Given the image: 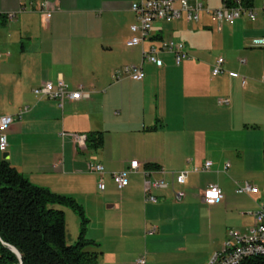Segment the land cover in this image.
<instances>
[{
  "label": "crops",
  "instance_id": "1",
  "mask_svg": "<svg viewBox=\"0 0 264 264\" xmlns=\"http://www.w3.org/2000/svg\"><path fill=\"white\" fill-rule=\"evenodd\" d=\"M136 1L0 0V116H15L27 108L7 130V148L4 153L0 152V161L7 154L9 164L30 183L72 197L83 206L89 218L86 237L100 244L99 248L91 249L101 252L96 264H132L131 256L144 258L146 264H200L196 255L200 235L196 222L191 223L193 218L188 214V206L194 204L208 214L233 213L231 193L223 180L197 186L187 182L190 175L209 173L213 167H222L223 174L230 168V164L223 161V152L227 149L214 152L212 147L214 134L219 131L215 127L217 116L211 112L218 94L217 85H205L203 68L210 66L211 62L202 63L198 56L200 52H192L186 43L183 44L190 58L180 66H174L171 55L164 54L161 55L164 63L161 68L143 64V81L127 78L114 81V72L121 69L118 67L121 55L103 54L112 52L118 42L125 46L131 37L130 26L136 23V19L130 7ZM195 1L188 0L190 5ZM45 2L50 13L48 21L41 10ZM5 13H15L16 17L7 21L2 17ZM203 16L207 21L202 27L212 31V23L216 22L206 14ZM181 23L191 24L184 19L156 24L152 36L144 41L143 49L157 46L161 40H173L166 39L165 35L176 33L177 25ZM224 24L217 29L222 30ZM61 42L67 45L87 42L94 55H57ZM134 48L139 49V55H128L129 63L125 65L141 64L142 48ZM224 65L225 61L223 73L226 72ZM76 70L82 75L78 80L74 78ZM227 73L238 79L242 87L246 85L245 77ZM59 79L69 90L81 87L90 94V99L93 94L117 88L120 101L125 95L127 82H134L136 89L147 99L144 98L138 110L134 109L130 118L112 116L114 121L109 126L112 121L104 119L99 112H78V105L88 100L65 102L60 108L57 101L33 93L34 88L46 82L56 85ZM219 101V105L229 103L228 100L226 104ZM103 110L101 106L100 112ZM179 124L181 132L173 131V125ZM154 127V130H148ZM89 132H102L103 145L98 150L88 149L86 143L84 148L77 145L76 137ZM225 132L229 134L231 129L227 126ZM131 161H137L139 169L126 175L128 186L115 200L114 193L118 190L111 174L126 170ZM207 161L211 162V168L203 172L201 169ZM93 164H100L105 169L103 191L97 187L99 177L89 170ZM226 164L229 168L225 170ZM147 165L153 168L147 169ZM183 171L188 175L185 184L179 186L175 176ZM144 174L153 181L163 180L166 185L163 189L152 190L156 203L144 199ZM244 183H236L234 191L237 185ZM208 185L218 186L224 196L213 206L202 200ZM252 185L259 189L258 194L264 192ZM177 191L193 192L194 197L185 196V199L176 201L174 194ZM244 213L241 214L250 216ZM250 217L253 223L254 219ZM180 220L183 226H192L191 229L169 234V224ZM78 230L79 223L75 237ZM209 236L211 238L210 233ZM213 240L217 247L214 255L222 250L228 239L216 235ZM134 264L137 263L134 261ZM202 264H207L204 258Z\"/></svg>",
  "mask_w": 264,
  "mask_h": 264
},
{
  "label": "rangeland",
  "instance_id": "2",
  "mask_svg": "<svg viewBox=\"0 0 264 264\" xmlns=\"http://www.w3.org/2000/svg\"><path fill=\"white\" fill-rule=\"evenodd\" d=\"M200 1L211 9L221 7V0ZM263 2L264 0H254L253 8H260ZM199 20L200 22L198 23H181L177 25L178 31L172 33V35H165V38H173L174 41L178 40L177 42L186 43V46L192 52L195 53L196 50L200 52L198 56L199 59L203 60L201 61L202 63L211 62L210 66L203 68L202 78L205 85H217L218 90L211 112L217 116L215 118L217 121L215 127L219 131L214 134V145L212 147L214 152L227 149L225 150L227 152H223L225 158L223 161L229 163L230 168L226 174H223L222 167H213L209 173L190 175L187 181L197 186L223 180L228 185L231 193L230 204L231 208H233V213L231 214L225 215L217 212L208 214L198 209L194 204L188 206L187 210L189 213L186 211L193 218L191 223L196 222L197 232L200 235L196 255L200 258V264H202V258L208 264L214 250L217 249L215 240H213L214 236L217 235L228 239L227 230V233L230 231L241 232L253 225L254 221L252 223V218L241 213L256 209L257 202H264L263 191H261L262 194L250 197L238 196L234 193L235 184L244 182L255 184L261 190H264V161L262 160L264 150V49L249 46L252 39L264 36V16L258 14L255 21L240 19L232 25L226 23L222 26V30L217 29L221 27L217 23L211 22L213 25L212 31L205 30L202 27L207 21L203 14ZM57 55L94 54L91 45L87 42L83 44L74 42L68 43V45L61 42ZM103 55H121V64L118 67H123L129 63L128 55H139V49L127 48L118 42L114 45L112 52H106ZM219 58L225 61L224 68L226 72L213 77L211 75L212 65ZM241 62L245 64H241ZM227 72H233L238 74L239 77H245L246 85L242 87L238 79L231 78ZM80 77L82 75L77 71L74 74V78L78 80ZM136 87V83L127 82L125 95L121 98V101L117 88L106 93L98 92L99 94H93L90 100L83 101L78 105V112L81 114L99 112L104 116V119L112 121L109 125L112 126L114 121L112 116L119 115L120 119L130 118L132 113H134V109L138 110L144 98L147 99V97L142 95V91H138ZM111 91H113L112 94ZM117 94L118 97H116ZM109 95L110 97H108ZM219 100H228L229 103L228 105H219ZM101 106H103L104 110L100 112ZM227 126L231 129L229 134L225 132ZM173 131L181 132V124L176 125V127L173 125ZM86 178L90 180L89 176ZM119 192L115 191V200L118 199ZM184 193L186 198L194 197L193 192L185 191ZM54 208L66 213V243H74L79 223L77 215L61 206H54ZM85 216L89 219L86 213ZM181 221L170 223L167 232L174 235V233L182 232V230L188 231L191 229L192 226H186V224L183 226L180 223ZM209 233L213 239L210 238ZM130 259L132 264L138 260L132 256Z\"/></svg>",
  "mask_w": 264,
  "mask_h": 264
},
{
  "label": "built area",
  "instance_id": "3",
  "mask_svg": "<svg viewBox=\"0 0 264 264\" xmlns=\"http://www.w3.org/2000/svg\"><path fill=\"white\" fill-rule=\"evenodd\" d=\"M131 11L135 15L136 23L130 26L131 37L125 42L127 48L141 47L142 60L140 65H125L120 70L115 71L114 81H119L121 78H127L135 82H141L145 78L143 72V64L154 65L161 68L164 63L161 55H171L173 65L178 67L181 63L190 58L189 53L185 50V46L181 42L173 40H161L159 45L150 46L148 49H143L145 40L152 36L153 29L158 23H172L181 19L190 23H197L200 15L206 14L219 25L223 23L233 24L240 19L254 21L258 14L264 16V2L258 9L253 7H244L238 4L234 8L225 7L221 3V7L209 9L200 1H195L190 5L188 0H138L131 4ZM21 10H23L21 8ZM44 13L45 20L48 21L50 13L47 12V3L42 5L41 9ZM7 21L15 19V13H5L2 16ZM250 47L264 49V37H257L250 41ZM224 60L219 58L212 67V76H219L224 72ZM244 63V62H242ZM123 76V77H122ZM264 80V79H263ZM244 83V82H243ZM33 93L41 98L55 100L60 108L65 102H78L81 100H89L90 94L82 90L81 87L75 90H69L67 86L59 79L56 85L51 82H46L33 89ZM228 101H219L221 104H226ZM27 110H20L15 116L2 115L0 116V152H5L7 148L6 132L13 124L15 119H20L22 114ZM85 136H77L76 143L80 148L85 146ZM211 168V162L204 163L201 171L207 172ZM229 164H226L224 169H228ZM139 169L137 161H131L128 168L124 171H119L111 174L114 186L118 191L123 190L128 186L126 175ZM90 172L99 177L97 187L103 191L105 185L102 176L105 174V169L100 164H93L89 167ZM197 171V170H195ZM188 172H179L175 176V182L179 186L185 184ZM166 185L163 180H150L148 174H144L143 180V196L146 201L156 203L157 198L152 195V190L163 189ZM235 194L253 196L259 193V189L250 184L244 183L237 185ZM185 196L183 191H177L174 194L176 201H181ZM224 198L221 189L216 185H208L202 194L203 202L208 206H213L219 203ZM250 215L254 219V224L244 233L238 231H230L228 240L225 242L222 250L215 253L209 260L208 264H240L244 259L254 256H264V203H257V208L254 211L244 213ZM155 229H153V232ZM137 264H146L144 258H140Z\"/></svg>",
  "mask_w": 264,
  "mask_h": 264
},
{
  "label": "trees",
  "instance_id": "4",
  "mask_svg": "<svg viewBox=\"0 0 264 264\" xmlns=\"http://www.w3.org/2000/svg\"><path fill=\"white\" fill-rule=\"evenodd\" d=\"M221 3L229 8L238 4L250 8L254 0H221ZM85 138L90 150L103 145L102 132L86 133ZM54 206L77 215L79 230L74 243H66L65 214ZM88 225L83 206L74 198L33 185L8 160L0 161V264H19L2 243L19 251L22 264H96L101 252L91 249L99 248L100 244L86 237ZM240 264H264V256L249 257Z\"/></svg>",
  "mask_w": 264,
  "mask_h": 264
},
{
  "label": "water",
  "instance_id": "5",
  "mask_svg": "<svg viewBox=\"0 0 264 264\" xmlns=\"http://www.w3.org/2000/svg\"><path fill=\"white\" fill-rule=\"evenodd\" d=\"M7 158H8V155L7 154H4L3 156H2V159L3 160H7ZM4 246H6L15 256H16V258H17V260H18V262H19V264H22V258H21V254L19 253V251L15 248V247H12V246H9V245H7V244H4V243H2Z\"/></svg>",
  "mask_w": 264,
  "mask_h": 264
}]
</instances>
